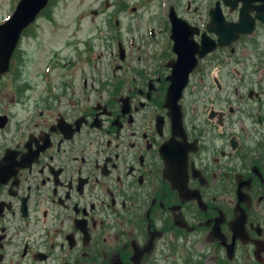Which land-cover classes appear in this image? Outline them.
Here are the masks:
<instances>
[{
	"label": "flooded vegetation",
	"instance_id": "flooded-vegetation-1",
	"mask_svg": "<svg viewBox=\"0 0 264 264\" xmlns=\"http://www.w3.org/2000/svg\"><path fill=\"white\" fill-rule=\"evenodd\" d=\"M19 1L6 0L0 23ZM153 1L155 24L147 19L143 33L129 30L123 45L117 18L124 2L103 0L99 10L112 9L110 17L104 29L91 27L93 34L75 56L76 64H88L98 40L110 66L93 63L84 73L70 62L60 66L66 77L55 84L43 81L30 96L33 84L13 79L33 67L41 80L45 71L36 66L30 42L40 39L42 20L53 23L60 1L46 0L20 31L0 75L4 87L15 89L11 102L0 99V264H264V0H245L251 8L245 9L252 20L248 33L229 46L183 58L184 64L178 60L180 65L170 40L169 11H175L166 0ZM213 2L204 17L194 7L192 23L175 13L197 29L189 37L197 46ZM145 3L137 2L130 12L139 14ZM240 6H221L225 22L237 21ZM135 18L139 26V15ZM139 32L149 34L155 47L145 39L133 43ZM205 35L215 41L213 34ZM239 45L242 57L236 54ZM219 52L244 69L231 87L235 96L220 97L212 81V106L200 110L206 109L204 119L195 120V106L186 120L183 92L191 78L202 83L222 59ZM186 61L192 69L177 101L183 130L178 136L164 100L172 70L183 72ZM56 68L45 65L47 73ZM10 103L26 104L24 115L7 110Z\"/></svg>",
	"mask_w": 264,
	"mask_h": 264
},
{
	"label": "rangeland",
	"instance_id": "rangeland-1",
	"mask_svg": "<svg viewBox=\"0 0 264 264\" xmlns=\"http://www.w3.org/2000/svg\"><path fill=\"white\" fill-rule=\"evenodd\" d=\"M60 4H58V7L52 11V22L53 23H47L46 21L42 20L41 29L39 32L40 39L33 43V41L30 42V45L32 48L36 49V52L34 53V58L36 59V66H38V69L44 70L45 65L49 63H53L57 65L56 71L48 73L46 76L42 74V78L40 80V77H38L37 69H34L32 67L31 71L29 73H25L22 77L20 76V69L18 70L19 73L15 76V80L18 84H22V82L27 81L29 84H33L34 89L30 91L29 94L26 93V95L30 96L34 93L35 87L39 86L40 89L41 86L45 82V80L52 81L54 84L56 82H60L65 76V72L61 70L60 66L63 65H71L70 62H73L76 64L77 56H75V52H80L83 50V40L87 37L91 36L94 31H92L91 27L101 26L102 29H104L103 21L107 20L108 16L110 17V13L112 12V9H108L104 11V13H101L102 11L99 10V7L101 6V2L103 0H59ZM110 1V0H108ZM113 1V0H111ZM127 4L125 6V10L122 11L120 16H118V21L120 23V42L124 45L126 41V32L130 30V32L133 33V30L137 27L142 33L143 27L142 24L145 20L150 19L152 24L154 23V20L151 19V15L154 14L157 11L156 1L153 0H144L146 2L144 5L140 6V9H137L139 14H133L130 12V7L136 6L137 2L141 0H124ZM213 0H166V3H168L169 6H172L177 16L184 19L185 21L192 23L191 21L194 20L195 16L193 13V8H197L198 15H201L204 17L205 10L208 3H212ZM6 0H0V19L4 16L6 8H7ZM99 5V7H98ZM184 9H188V11H184ZM91 10L97 11V15L93 16L91 14ZM139 15V26L135 23L136 18L135 16ZM91 20L93 22H91ZM155 24V23H154ZM152 28V32H155V29ZM74 34L72 35V33ZM140 33V32H139ZM155 34V33H154ZM134 36V35H133ZM156 36V35H155ZM140 39L138 40V38ZM148 44V46L155 47L152 43V38L149 34H146L145 36L141 37V33L139 36H134L133 43H136L140 45L144 40ZM109 41V40H108ZM261 40H258L260 43ZM100 41L93 40V48H92V54L89 55V62L88 64L84 61L78 62L76 71L79 70V68H82L84 70V73H87L89 69H91L88 65L93 64L96 65L98 63H102L105 65H109V61L106 62L107 52H103L102 48L98 47V44L100 45ZM116 40H111L109 42V45L115 48ZM29 45V47H30ZM128 48V47H127ZM243 47L239 45L236 50V54L238 53V56L242 57V49ZM102 51V52H101ZM97 52L99 57H96ZM53 53H57V55H53ZM219 55L222 59L218 58V61L213 63L211 68L205 73V77H202V83L198 84L197 78L193 79L191 78L190 84L188 88H186L183 92V101L182 106L184 107L187 117L186 120H188L191 116V114L194 112V108L196 106V114L193 116L195 120L199 118L204 119V115L206 114V109L204 112H201V107L207 108V110L212 106L210 104V97H212V90L214 89L212 86V81L217 84V87L222 90L221 96H235L232 94L231 87L234 86V84H237L242 80L240 78V75H243V72L241 71L243 69L242 64L239 65H233L229 64L228 61L224 59V55L219 52ZM82 55L80 59H83ZM56 57V58H55ZM95 59V62H94ZM110 60V59H109ZM49 61V62H48ZM48 62V63H47ZM114 62L112 63L113 66ZM21 65H24L22 63ZM110 66V65H109ZM109 68V67H108ZM110 69V68H109ZM246 79V78H245ZM244 79V80H245ZM47 81V82H48ZM248 81V80H247ZM3 82V78H0V99L2 97H5L7 101L12 97V93H14V90L12 87H4V85L1 83ZM51 84V82H49ZM3 85V87H2ZM216 86V85H214ZM226 91V92H225ZM36 91L35 93H38ZM229 92V93H227ZM15 95V94H14ZM18 97V96H16ZM11 102V100L9 101ZM26 104H19V103H10L8 104L7 110L10 107V112L12 114H17V118L22 117L25 113ZM218 106H223L222 104H218ZM25 109H24V108ZM30 111V110H29ZM202 120V119H201ZM233 128L237 129L239 121H235L233 119ZM198 121L197 123H199ZM204 123V122H203ZM241 124V121H240ZM240 126H238L239 129Z\"/></svg>",
	"mask_w": 264,
	"mask_h": 264
},
{
	"label": "water",
	"instance_id": "water-1",
	"mask_svg": "<svg viewBox=\"0 0 264 264\" xmlns=\"http://www.w3.org/2000/svg\"><path fill=\"white\" fill-rule=\"evenodd\" d=\"M45 2L46 0H20L16 4L10 18L0 24V73L7 69L10 55L17 43L20 31L33 20L35 14L43 8ZM221 2L223 6H229L230 8L235 5V2L241 4L237 21L235 23L225 22L220 13V4L219 2H215L213 8L208 11L209 19L205 26V30L206 32L212 33L216 37V40L214 42L208 39L205 34H201L199 46L189 40V37L191 38L193 33H197V29L189 27L184 21L176 18L172 9H170V40L173 42L172 47L174 53L176 54V52L179 51L177 54V64H179V62L184 64L182 59H187V57H191L194 53L199 57L204 55L207 51L212 50L214 45L218 47L228 46L231 42L236 40L239 34H246L252 29V20L245 13V9L251 8H246L245 0H221ZM257 9H259V7L255 8V10ZM255 18H258V16L255 15ZM260 19L263 20V18ZM180 33H185L187 37L183 38ZM187 45H189L192 50L188 48ZM178 68L179 67H174L171 72V81L166 91L164 106L168 109L172 133L182 136L181 113L177 101L180 98L181 90L186 84L187 76L192 66L186 61L183 72H176ZM3 121L4 118L0 117V123H3ZM162 148L163 147L160 149L161 154H163ZM9 154L10 152L6 151L5 158ZM5 158H3L2 161L5 160Z\"/></svg>",
	"mask_w": 264,
	"mask_h": 264
}]
</instances>
